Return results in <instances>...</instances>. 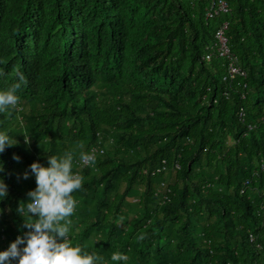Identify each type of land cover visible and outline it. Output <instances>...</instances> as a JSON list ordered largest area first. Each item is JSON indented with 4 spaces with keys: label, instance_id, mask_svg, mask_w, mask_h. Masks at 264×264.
<instances>
[{
    "label": "trees",
    "instance_id": "1",
    "mask_svg": "<svg viewBox=\"0 0 264 264\" xmlns=\"http://www.w3.org/2000/svg\"><path fill=\"white\" fill-rule=\"evenodd\" d=\"M213 1L0 0V91L20 85V110L0 112L17 141L0 154V252L28 231L30 165L70 151L82 252L264 264V0L208 18ZM225 23L244 73L230 81L224 59L204 60Z\"/></svg>",
    "mask_w": 264,
    "mask_h": 264
},
{
    "label": "clouds",
    "instance_id": "2",
    "mask_svg": "<svg viewBox=\"0 0 264 264\" xmlns=\"http://www.w3.org/2000/svg\"><path fill=\"white\" fill-rule=\"evenodd\" d=\"M20 79L23 80V76ZM19 88L20 85L16 84L0 91V112L20 110V97L17 95ZM16 144L14 137L0 131V154ZM14 159L19 161L20 157L16 156ZM74 159L75 154L69 151L62 156H48L47 166L39 162L30 165L23 178L34 177L36 187L28 192L27 202H21L16 210L22 219L27 218L23 221L28 231L23 236H18L7 250L0 252V264H13V261L16 264H105L103 257L94 252H82L81 247L73 246L71 241L70 217L74 215L77 206L73 193L83 187L84 181L82 175L73 172ZM79 160L81 163L94 165L95 150L91 153L81 152ZM177 165L179 164H176L175 169H181ZM2 172L4 166L0 162V173ZM8 195V185L0 178V201L5 200ZM110 259L118 264H127L129 256L117 251Z\"/></svg>",
    "mask_w": 264,
    "mask_h": 264
},
{
    "label": "built area",
    "instance_id": "3",
    "mask_svg": "<svg viewBox=\"0 0 264 264\" xmlns=\"http://www.w3.org/2000/svg\"><path fill=\"white\" fill-rule=\"evenodd\" d=\"M230 12L229 6L225 0H214L211 6V9L208 12V18H214L220 16L222 14H227ZM229 25L225 23L220 29L216 32L215 35V44L212 48H210L211 52L205 56V60L210 62L212 56L215 54L220 58L225 59L226 61V76L224 77V81H230L235 79L239 75H244L242 70L237 65V60L233 56L230 46H229V38L227 36ZM240 118L243 119L245 117V112L241 110L239 114ZM96 153V152H95ZM89 164L80 163L81 167L88 166ZM179 168V165H177ZM165 168V167H164ZM264 171V166L262 167ZM249 183L247 182L246 185ZM251 241H254V237H251Z\"/></svg>",
    "mask_w": 264,
    "mask_h": 264
}]
</instances>
